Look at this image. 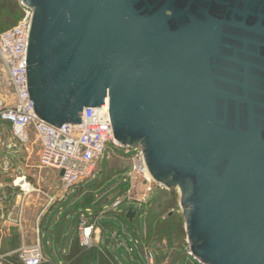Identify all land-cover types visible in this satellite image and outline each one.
<instances>
[{"label": "water", "instance_id": "1", "mask_svg": "<svg viewBox=\"0 0 264 264\" xmlns=\"http://www.w3.org/2000/svg\"><path fill=\"white\" fill-rule=\"evenodd\" d=\"M17 1L37 116L107 107L120 145L178 189L192 257L264 264V0Z\"/></svg>", "mask_w": 264, "mask_h": 264}, {"label": "built area", "instance_id": "2", "mask_svg": "<svg viewBox=\"0 0 264 264\" xmlns=\"http://www.w3.org/2000/svg\"><path fill=\"white\" fill-rule=\"evenodd\" d=\"M20 4L24 11L23 16L13 27L0 33V60L15 96L12 105L0 109V180L4 181L5 177L12 178V184H1L0 189L5 186L6 189L19 190L17 194L22 197V202L15 204L13 211H16L15 225L22 227L23 202L25 203L29 193L39 190L30 180L28 182L21 161L32 134L40 144L39 167L53 169L59 174L64 196L71 194L79 184L97 178L107 151L110 159L117 154L114 148L126 150L131 156L129 167L123 171L120 180L124 186L122 196L118 197L111 207L103 208L98 213L86 209L80 214L77 227L80 244L88 249L93 248L100 240V220L110 209L116 212L124 204L136 210L145 209L152 195L165 187L151 177L140 147L122 146L116 140L110 110L107 107L85 108L81 123H66L59 127L37 116L27 78V48L32 11L21 2ZM61 171L64 172L63 175H60ZM26 183L30 190L23 186ZM49 197L51 200L46 209L56 196ZM136 244L138 246L139 242L136 241ZM20 250L24 253L21 264H43L48 261L40 237L38 243L23 244ZM144 251L147 264H156L154 251L149 248ZM187 251L192 257L189 246Z\"/></svg>", "mask_w": 264, "mask_h": 264}, {"label": "rangeland", "instance_id": "3", "mask_svg": "<svg viewBox=\"0 0 264 264\" xmlns=\"http://www.w3.org/2000/svg\"><path fill=\"white\" fill-rule=\"evenodd\" d=\"M14 98V93L8 84L7 73L4 70L0 60V109L2 107L12 105L14 102ZM27 147L28 149L24 151V155L21 158L23 168L25 170V173L27 174V177L29 178L28 182L29 180L37 181L38 177L34 174L32 175L29 173L32 171L31 169H33L37 165V163L39 164L40 144L34 134H32L31 140L28 143ZM114 151L117 154L116 156L111 157L110 159L108 158L109 151L105 153V157L101 165L104 171L102 173V177H99L100 173H98L97 178L93 179L91 183H88L86 184L87 186L83 187L89 192L83 190L80 186H77L74 191L71 192V194L63 198L64 195H62L61 192V180L54 173V175H50L49 177H47V179L45 177L46 175L42 174L44 179H41V182H38L35 185V188L39 190L29 193L27 195L25 203L23 202L24 224L22 227L15 225L14 220L16 218V211H13V206L18 202H22V197H18L17 194L19 190L6 189L5 186L2 187V189H0V263L8 264V262H11L12 264H21L24 258V253L22 250H20L21 246L23 244L34 245L38 243L39 237L41 236L42 238V230L44 235L42 240L44 241L43 244L45 245V249L52 254V251L49 246L50 238L48 237V235H46V230L44 227L46 216L51 211L50 209L52 206L55 207L56 205H59L52 212V214L47 217V226L53 222V220L57 217V213L63 207L65 208L64 216H66L67 213L72 214V212L68 211L76 207L88 206L94 208H92V211H96L98 209L102 210V201L98 200L97 203H94L95 200H97V197H94V195L99 189L95 190L94 193H91V191H93L95 188H98V185L101 184L104 188L103 191L107 192L106 194L108 196L106 197L108 198L111 193L116 194V192L119 191L120 185L118 182L121 180V177L123 175V171L116 172V174H118L116 178L105 182V177L107 176L109 170V162L113 163L117 160L119 167H123L125 169L129 167V157L131 156V154L126 153V150L120 148H114ZM36 170L39 173L38 169ZM97 179H99V184L96 181ZM1 184L4 185V182L0 180V186ZM55 188L58 190L59 195L58 197L54 198L52 204L46 209L47 205L51 200L49 196L56 195L54 193ZM102 189H100V192L102 191ZM171 191L176 192L177 202L173 208L169 209L167 208L166 201L172 198ZM80 193L84 194L79 197ZM77 197H79L78 200H75ZM179 199L180 194L178 189L174 188L169 190L165 188L157 190L147 203V215L144 214L142 221L143 223L145 221L147 225L146 234L149 238L148 240L150 243L153 244V248L157 251V264H179L181 257L185 256L184 254L185 252H187L188 243L186 232L180 233V231L177 229V225L175 224L178 222L176 216H180L179 221L183 223V228L185 231V220L182 214ZM73 201H75V203L72 207H70ZM111 202L112 201H108L106 204H108L109 206ZM129 207L130 206L128 204H124L122 209H128ZM120 209L121 207L118 208L116 212H119ZM110 212L112 215H110L107 219V223L112 224L113 226L111 228L116 229V232H112L110 236L111 243L109 245L111 250L117 251V243L115 241V238H117V240H120L123 243L120 245L121 248L118 249L120 256H122L121 260L123 261V264H139V262H142V264H147V259L145 255L141 252V248L136 244V241L139 242L138 245L142 244V237L140 236L139 225H137L136 223L129 224V222H127V225L125 226L123 224V221L126 220L122 215L120 216V214H118V216L116 212H112V209H110L108 213ZM163 221H165L166 223L165 225L161 226V222ZM102 223H104V220H102ZM77 231L78 228L76 230V236L78 234ZM141 231L144 235V224L141 225ZM155 231H158V234H155ZM68 232L69 222L64 228V233L67 234ZM133 232L136 235L135 239L133 237ZM74 233L75 231L72 230L69 237L70 239L73 237ZM125 237H127V239ZM55 241L56 249L60 253L58 242L57 240ZM130 249H132V251H130ZM87 252L92 256L93 249H87ZM187 259L191 262V264H201L194 258L187 256L184 259L185 262H183V264L187 263ZM93 264H97V262L95 261L93 262Z\"/></svg>", "mask_w": 264, "mask_h": 264}, {"label": "crops", "instance_id": "4", "mask_svg": "<svg viewBox=\"0 0 264 264\" xmlns=\"http://www.w3.org/2000/svg\"><path fill=\"white\" fill-rule=\"evenodd\" d=\"M112 163V162H111ZM110 162H109V165H108V167H109V170H108V174H107V176L105 177L106 178V180H105V182H108L109 180H111V179H114V178H116L117 176H118V174H116V172H121L122 170H124L125 168H123V167H119V165H118V161L116 160V161H114L112 164H111ZM35 166V165H34ZM36 169H38V171H39V173L37 172V170ZM32 171L31 172H29L30 174H34L35 176H37L38 177V179H37V181L36 180H32L31 182L34 184V185H36V183H38V182H41V179H44L43 178V175L42 174H45L46 176V179H47V177H49L50 175H52L53 173L59 178V174L55 171V170H51V169H49V168H40L39 167V165H38V163H37V165L33 168V169H31ZM25 171V170H24ZM44 172V173H43ZM104 171H103V168L101 167V173H100V175H99V177H102V173H103ZM53 174V175H54ZM29 179V178H28ZM60 179V178H59ZM119 183V185H120V187H119V191L118 192H116V194L115 193H111V195L107 198L106 196H108L106 193L107 192H104L103 190H104V188H103V185H102V187L100 188V189H102V191L100 192V190H98L97 192H96V194L94 195V197H97V200H95V202L94 203H97V201L99 200V201H102L103 203V205H102V207L103 208H106V207H111L112 206V204H113V202L118 198V197H120V196H122V194H123V192H124V186H123V184L119 181L118 182ZM39 185V184H38ZM84 186V185H83ZM118 187V186H117ZM104 192V193H103ZM54 193L56 194L55 196L56 197H58V195H59V193H58V190L55 188V191H54ZM82 194H84V193H81L80 195H79V197L82 195ZM65 196H63V198H64ZM70 197V196H69ZM79 197H77L75 200H78V198ZM108 201H112L110 204H109V206H108V204H106ZM75 203V201H73L72 202V204L70 205V207H72L73 206V204ZM59 205H56L55 207H51V211L49 212V214H47V216H46V221H45V225H44V227H45V230H46V235H48V237L50 238V242H49V246H50V249H51V251H52V254L51 253H49V251H47L46 249H45V245L43 244V240H42V238H43V230H42V238H41V236H40V242H41V246H42V249H43V252H44V254H45V256H46V259L48 260L47 261V263H51V264H61V263H63V259H64V255L69 251V249H70V247H71V244H72V241H73V239L75 238V236H76V229H75V226H76V224H75V220H74V218H73V216H72V214H69V213H67L66 214V216H64V210H65V208L63 207V208H61V210L57 213V217L53 220V222L51 223V224H49L48 226H47V217L49 216V215H51L52 214V212L58 207ZM124 206V205H123ZM123 206H121V209H120V211L119 212H116L117 213V215L118 214H120V216L122 215L123 217H124V219L126 220V221H123V224L126 226L127 225V222H129V224H134V223H136L137 225H139V232H140V236H142V234H143V232L141 231V225L142 224H144V228H145V234L147 233L146 232V229H147V225H146V223H145V221H144V223H143V217H144V213L143 212H141V214H138V216H136L135 218H134V221L133 222H130L129 220H127L126 218H125V215H126V212H127V210L128 209H122V207ZM67 207V206H66ZM93 207H88V206H85V207H76V208H74V209H72V210H70V211H68V212H73L74 210L76 211V210H78V209H89V210H93L92 209ZM130 208V207H129ZM96 209V208H95ZM101 209H98L97 211H100ZM97 211H93V212H97ZM110 215H112L111 214V212L110 213H108V214H106V215H104L102 218H101V220H100V227H101V234H100V240H99V242L98 243H96L95 244V248H94V250H93V252H92V259H91V263L90 264H93V262H97V259H98V253H99V251L101 250V248H107L109 251H111L112 253H113V255L115 256V258L118 260V264H123V261L121 260L122 259V256H120V254H119V251H118V249L119 248H121L120 247V245L121 244H123L122 243V241H120V240H117V238L115 239V241H116V243H117V251H114V250H111V248H110V243H111V233L112 232H116L115 230V228L113 229V228H111L113 225L112 224H110V223H107V219L109 218V216ZM119 216V215H118ZM107 217V218H106ZM102 220H104V223H102ZM141 221H142V223H141ZM69 222V232L67 233V234H65L64 233V228H65V226H66V224ZM72 230H74L75 231V233H74V235H73V237L70 239L69 237H70V233H71V231ZM130 230H131V228H130ZM142 232V233H141ZM133 237L134 238H136V235H135V233L133 232ZM126 239H127V237H125ZM55 240H57V242H58V247H59V251H60V253L57 251V249H56V241ZM138 246H140V245H138ZM141 252H142V249H141ZM143 253V252H142ZM144 254V253H143ZM124 255V254H123ZM98 264V263H97ZM139 264H142V262H139Z\"/></svg>", "mask_w": 264, "mask_h": 264}, {"label": "trees", "instance_id": "5", "mask_svg": "<svg viewBox=\"0 0 264 264\" xmlns=\"http://www.w3.org/2000/svg\"><path fill=\"white\" fill-rule=\"evenodd\" d=\"M23 13H24V11H23V8H22L19 1H17V0H0V33L10 29L11 27H13L20 20V18L23 16ZM101 165H102V163L100 164V166ZM122 171H125V169ZM96 181L99 184V179H97ZM91 182L92 181H89V182L83 183V184H79L78 186H80L83 190L88 191L87 189H84L83 187L87 186L86 184L91 183ZM98 186L99 187L95 188L93 191H91V193L92 192L94 193L95 190H97V189L100 190L102 185L99 184ZM171 194H172V198H170L169 200L166 201L167 208H169V209L173 208L177 202L176 192L171 191ZM85 210L86 209H78V210H76V211L74 210L72 212V216H73V218L75 220V224H76V230H77L80 214L82 213V211H85ZM147 211H148V206L145 209L137 210V216H138V214H141V212H143L144 214L147 215ZM98 212L99 211H97L96 213H98ZM176 217L178 220V222L175 223L177 225V229L180 231V233H184L185 231L183 228V223H181L179 221L180 216H176ZM158 221H159V219H158ZM165 223H166L165 221L161 222V226L165 225ZM77 233H78V231H77ZM155 234H158V231H155ZM151 236H153V235H151ZM141 237H142V244L139 247L142 249L143 253L145 252L144 251L145 248L152 249L154 251L155 258H156L155 261L157 264V255L158 254H157L156 249H154L152 246L153 244L149 242V240H148L149 238H148L147 234H144V235L142 234ZM94 248H95V246L93 248H89V249L94 250ZM87 249L88 248L81 246L80 240H79V234H77V236H75V238L72 241V244H71L69 251L64 255L63 263H61V264H90L92 256L90 254H88ZM187 252H185V254H184L185 256L181 257L179 264H183V262H185L184 259L186 258V256L191 257L188 255ZM46 263L47 262H45V264ZM97 263L98 264H118V260L115 258L113 253L111 251H109L107 248L106 249L101 248V250L98 253ZM187 263L191 264V262L188 259H187ZM8 264H12V263L8 262Z\"/></svg>", "mask_w": 264, "mask_h": 264}, {"label": "bare ground", "instance_id": "6", "mask_svg": "<svg viewBox=\"0 0 264 264\" xmlns=\"http://www.w3.org/2000/svg\"><path fill=\"white\" fill-rule=\"evenodd\" d=\"M19 181H20V180H18L17 183H19ZM23 186H24L27 190H30L28 183L24 184ZM89 232H90V230H88V233H89Z\"/></svg>", "mask_w": 264, "mask_h": 264}]
</instances>
